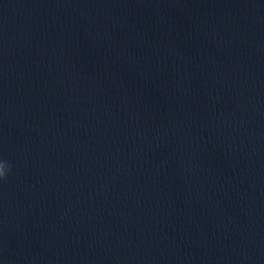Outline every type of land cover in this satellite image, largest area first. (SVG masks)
I'll return each mask as SVG.
<instances>
[{"label": "water", "instance_id": "95a60500", "mask_svg": "<svg viewBox=\"0 0 264 264\" xmlns=\"http://www.w3.org/2000/svg\"><path fill=\"white\" fill-rule=\"evenodd\" d=\"M0 264H264V0H0Z\"/></svg>", "mask_w": 264, "mask_h": 264}, {"label": "clouds", "instance_id": "9594fccd", "mask_svg": "<svg viewBox=\"0 0 264 264\" xmlns=\"http://www.w3.org/2000/svg\"><path fill=\"white\" fill-rule=\"evenodd\" d=\"M10 170L7 163H0V180L7 178V172Z\"/></svg>", "mask_w": 264, "mask_h": 264}]
</instances>
